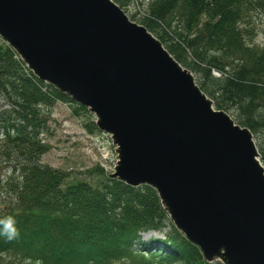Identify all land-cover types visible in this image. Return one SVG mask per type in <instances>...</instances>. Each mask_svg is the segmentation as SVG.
Here are the masks:
<instances>
[{
  "label": "water",
  "instance_id": "water-1",
  "mask_svg": "<svg viewBox=\"0 0 264 264\" xmlns=\"http://www.w3.org/2000/svg\"><path fill=\"white\" fill-rule=\"evenodd\" d=\"M0 37L111 135V175L153 187L208 262L264 264V166L252 133L113 0H0Z\"/></svg>",
  "mask_w": 264,
  "mask_h": 264
},
{
  "label": "trees",
  "instance_id": "trees-1",
  "mask_svg": "<svg viewBox=\"0 0 264 264\" xmlns=\"http://www.w3.org/2000/svg\"><path fill=\"white\" fill-rule=\"evenodd\" d=\"M113 1L126 11L131 0ZM145 1L131 20L194 75L215 109L249 129L264 166V44L253 41L264 31V0ZM57 102L99 129L86 106L39 79L0 37V219L13 217L19 232L0 235V264H222L173 225L150 185L98 168L69 179L44 163ZM149 231L163 236L143 241Z\"/></svg>",
  "mask_w": 264,
  "mask_h": 264
},
{
  "label": "rangeland",
  "instance_id": "rangeland-1",
  "mask_svg": "<svg viewBox=\"0 0 264 264\" xmlns=\"http://www.w3.org/2000/svg\"><path fill=\"white\" fill-rule=\"evenodd\" d=\"M144 2L146 1L131 0L128 10L123 11L131 20V15L139 11ZM253 41L255 45L264 44V31L256 35ZM48 126L49 133L45 135V140L49 144V150L43 155L42 161L65 171L69 179H87L94 168L112 174L119 166L117 146L111 135L99 129L89 132L83 127L81 117L76 116L67 103L55 104ZM98 177L94 176L93 182ZM162 236L163 233L159 231H149L142 233L141 239L146 241L150 237Z\"/></svg>",
  "mask_w": 264,
  "mask_h": 264
},
{
  "label": "clouds",
  "instance_id": "clouds-1",
  "mask_svg": "<svg viewBox=\"0 0 264 264\" xmlns=\"http://www.w3.org/2000/svg\"><path fill=\"white\" fill-rule=\"evenodd\" d=\"M0 235H3L9 241L16 239L19 236L13 217L8 216L0 219Z\"/></svg>",
  "mask_w": 264,
  "mask_h": 264
},
{
  "label": "built area",
  "instance_id": "built-area-1",
  "mask_svg": "<svg viewBox=\"0 0 264 264\" xmlns=\"http://www.w3.org/2000/svg\"><path fill=\"white\" fill-rule=\"evenodd\" d=\"M215 75H217L215 72H214Z\"/></svg>",
  "mask_w": 264,
  "mask_h": 264
}]
</instances>
